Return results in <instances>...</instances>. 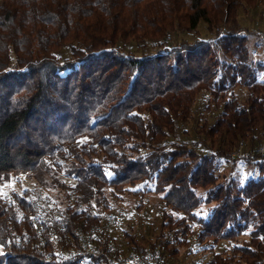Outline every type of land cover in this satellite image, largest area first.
<instances>
[{"label": "trees", "instance_id": "trees-1", "mask_svg": "<svg viewBox=\"0 0 264 264\" xmlns=\"http://www.w3.org/2000/svg\"><path fill=\"white\" fill-rule=\"evenodd\" d=\"M259 4L0 0V183L68 180L64 206L30 190L0 195V264H76L90 230L120 256L157 245L180 264V237L191 235L212 252L204 264H264V157L246 155L259 176L241 186L218 174L240 145L249 153L264 144V81L239 18ZM201 22L209 39L168 42ZM129 41L156 52L125 55L117 45ZM202 93L204 111L218 113L196 126V141H173ZM107 192L159 196L168 238L112 236ZM218 243L232 245L213 252Z\"/></svg>", "mask_w": 264, "mask_h": 264}, {"label": "rangeland", "instance_id": "rangeland-1", "mask_svg": "<svg viewBox=\"0 0 264 264\" xmlns=\"http://www.w3.org/2000/svg\"><path fill=\"white\" fill-rule=\"evenodd\" d=\"M239 18L242 26L245 28V34L247 35V47L250 54V61L253 66L258 67L257 79L264 81V4H259L253 10H241L239 12ZM210 35L206 32L204 23H199L197 29L191 33L181 32L176 30L174 34L169 36L170 43L178 41L194 42L196 40L209 39ZM118 49L125 55H132L140 57L143 54L155 53L156 49L147 46L146 43H135L129 41L126 43L119 42ZM68 49L63 47L58 52L60 57L66 56ZM235 92L240 98H244L245 90L243 88H236ZM208 95L202 93L198 96L194 106L193 119L184 125L177 127L175 131V138L173 141L192 142L196 141L198 136L195 128L204 120L212 122L214 116L218 111H211V113L205 112L204 109L207 105ZM171 140V141H172ZM248 151H241V158L231 159L229 162L221 164L219 169V176L232 177L241 186L248 179L258 178V170L255 166L249 165L246 162V155ZM58 180L54 182L52 178L46 176L44 186H39L33 179L27 175L13 176L8 182L0 183V195L8 196L11 192H22L24 190H30L32 192H38L42 197H47L50 202L56 206H64L63 193L60 184L68 182V180L58 175ZM106 197L112 210L111 215L112 224L108 226L110 234L119 240H122L123 233L129 232L137 237H144L154 241L160 232L163 231L165 239L168 238L167 231L163 229L162 224L165 222L163 214L166 211L171 214L168 209H165L164 204L159 196L154 194L138 195H122L120 197H114L110 193H106ZM205 207H202L204 210ZM105 214V215H106ZM173 216V215H172ZM162 229V230H161ZM195 229V228H193ZM247 236H241L239 242L247 240ZM180 240H186V244L177 246L179 253L180 264H204L211 256V253L202 248H207V245H199L197 241L191 235L180 237ZM230 243H218L213 252H218L224 248H230ZM157 246V245H156ZM144 248H150L149 245ZM178 264L176 262H173Z\"/></svg>", "mask_w": 264, "mask_h": 264}, {"label": "built area", "instance_id": "built-area-1", "mask_svg": "<svg viewBox=\"0 0 264 264\" xmlns=\"http://www.w3.org/2000/svg\"><path fill=\"white\" fill-rule=\"evenodd\" d=\"M243 147L240 145L238 151L233 156L241 158V151ZM250 156L264 157V144L260 145L248 153ZM105 220L108 224H112L111 216H106ZM41 218L37 217L34 225H38ZM96 230H90L82 233L79 237L80 254L77 258L76 264H87L91 258H94L93 263L97 260H102V264H175L171 262L166 254L159 246L145 248L142 253H128L125 256H120L115 253L112 245L103 247L95 243L94 236Z\"/></svg>", "mask_w": 264, "mask_h": 264}]
</instances>
